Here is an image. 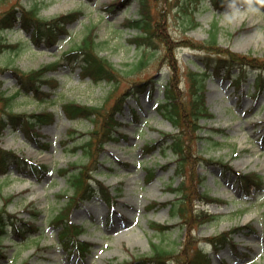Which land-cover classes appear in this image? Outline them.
Listing matches in <instances>:
<instances>
[{
	"label": "rangeland",
	"instance_id": "374dc122",
	"mask_svg": "<svg viewBox=\"0 0 264 264\" xmlns=\"http://www.w3.org/2000/svg\"><path fill=\"white\" fill-rule=\"evenodd\" d=\"M113 1L0 0V15L12 6L28 8L36 5L39 17L45 19L77 9L84 11L77 21L68 24L65 28L68 32L61 33L57 42L51 45L30 42L29 32L19 26L2 30L8 42L22 44L18 51L0 53V89L6 94L15 93L18 86L14 68L29 70L58 59L64 51L76 46L90 28L94 29L101 44L100 54L122 73L115 85L108 81L94 82L88 77L84 79L78 70L72 71L64 66L50 73L60 81L51 98L39 101L24 92L16 96L12 103L15 112L54 111L53 121L39 127L40 137L37 140L40 145L46 143V146L38 147L36 143L27 141L21 131L13 133L8 129L0 136V145L48 163L52 170L42 181L27 174H18L15 168L8 177H0V208L13 195L7 210L18 218H30L40 227L37 234H26L27 239L14 233L0 237L3 255L0 264L27 261L29 264H118L130 261L133 256L151 253L152 242L177 249V253L182 255L180 264H184V251L201 238L233 228L240 229L234 235L236 246L229 245L218 253L211 252L212 264H264V195L244 201L230 172L224 171L218 164L207 165L201 160L202 157L229 160L236 169L264 174V127L261 123L264 119V89L256 91L253 77L231 81L228 73H221L205 79V104L213 116L201 119V134L207 136L212 132L213 135L212 140H197V135L190 129L192 121L183 115L190 107L189 71L198 69L194 62L197 55L189 47L176 48L188 39L208 40L215 22L218 47L264 57V3L262 0H227L221 8H217L211 0H146L153 26L157 20L161 21L173 45L176 43L172 47L176 54L173 61L165 41L156 37L154 45L135 46L132 37L136 31L127 29L123 24L125 18L139 17L140 0L120 1L122 9L107 6ZM191 14L198 23L185 31ZM144 54L145 66L132 71L140 55ZM170 75L175 79L179 100L184 106L181 110L183 138L191 147L184 165L186 175L191 173L186 186L192 190V197L207 192L220 200L200 205L222 216L214 223L199 226L198 221L190 222L189 218L182 222L177 214L171 215L168 205L152 206L155 201L161 204L172 201L174 194L170 187L185 179L175 175L174 168L180 161L170 150L156 149L145 153L146 145L160 141L166 133L178 131L156 107V98H163V84ZM151 79L155 87L152 89V83H149L136 98L129 96L122 110L116 114L122 123L120 132L125 135L100 151L96 144L93 145L94 154L90 159V165L96 170L93 175L118 195V202L114 211L110 212L107 204L95 197L79 203L70 212L69 219L74 223H83L85 230L81 237L94 243L93 250L85 259L78 261L76 254H69L58 243L57 229L52 224L61 210L69 208L65 205L66 196L73 193L68 175L60 174L58 169L66 168L72 162L86 164L88 156L83 148L71 152L73 144L70 138L77 137L83 144L91 135L94 121L87 118L71 120L64 114L61 105L75 100L106 109L116 96L136 81L148 82ZM48 88L45 84L44 89ZM2 104L0 99V107ZM134 112L137 118H134ZM216 129H224V134L213 132ZM214 140L221 144L214 145ZM151 171H156V176L148 183ZM151 221L175 226L164 235L157 234L150 227ZM247 226L253 227L254 231Z\"/></svg>",
	"mask_w": 264,
	"mask_h": 264
},
{
	"label": "trees",
	"instance_id": "16d2710c",
	"mask_svg": "<svg viewBox=\"0 0 264 264\" xmlns=\"http://www.w3.org/2000/svg\"><path fill=\"white\" fill-rule=\"evenodd\" d=\"M224 0H218V2H223ZM20 10V9H18ZM15 7L11 8L9 11H4V15H0L2 18L0 19V28L3 29L5 26H12L18 19L24 23V28L29 30L32 29V39L33 41L40 42V40H53L57 34V27H61V23H67L73 20V18L78 14L77 12L72 13L71 15H61L57 18L53 19H45L39 17L37 14V6L28 9H22L21 17L17 16V11ZM142 17V18H141ZM141 17L132 21V25L137 26L142 31V36H140V42L147 40L150 38V29L155 28L156 35L165 41L168 45L169 49L173 47V41L171 37L168 35L167 31H165L164 24L161 21H158L155 26H153L152 21L148 20L146 14L142 12ZM26 22V23H25ZM2 24V25H1ZM197 24L194 17H190L186 25L188 27L194 26ZM216 23L214 24L210 39L203 41L201 43L193 44L198 46V48H211L213 45L217 44V29ZM57 37V36H56ZM13 44L7 43L0 33V52L3 53L5 48L12 47ZM228 55L232 57V59L240 58V60H244L245 57L239 56L229 50H223ZM80 56L85 61L84 71L86 74L92 76V78L98 79H106V80H114L117 79L120 75L119 70L112 64L104 56H101L98 51V42L94 40L92 34V28L88 30L84 37V41L80 47L77 49H72L70 52H67L64 55V60L70 61L77 60ZM173 58V53H171ZM146 64L145 58L141 57L140 60L135 65L134 70L140 66H144ZM58 62H53L48 66H45L41 69L24 71L18 68H14L13 72L17 76V82L19 84L18 91H15L13 94H6L5 90L0 89V99L3 100V104L0 107V132H3V129L7 126H11L16 129L21 127L25 132L27 137L31 140H34L37 133V125L43 124L46 122H50L53 119L52 111H40V112H32V113H19L15 112L12 108V103L15 100L16 96L23 91L24 93L34 94V98L39 101H45L49 98L50 94L43 92L40 87L44 84L48 79L42 78L44 73L53 68H57ZM198 72H192L190 74L191 78V91L192 98L191 104L186 114L184 116H188V119L191 122L190 129L192 128L193 132L199 129V120L202 117H209L210 113L208 108L205 106V99L203 90H201L200 82H203V76ZM2 83V82H0ZM165 96L166 103L163 104V108L165 109L166 116L174 123L179 125L181 122V110L184 109V106L180 103L178 90L176 89L175 79L171 76L165 85ZM124 95L121 96L120 100L124 99ZM63 109L67 116L71 119H76L80 117L89 118L91 116H95V128L91 131V135H89L88 139L85 141L86 143L82 145H75L72 150H76L80 146L85 147V153L92 157L94 154L93 145H97V150H101L104 143L108 140L112 139L115 135L116 129L118 128V122L112 118V112L110 110H106V113H101L100 107L90 106L81 104L77 101H67L63 103ZM100 109V110H99ZM2 110V111H1ZM102 118V119H101ZM184 133L180 131L176 135H172L171 147L172 150L179 156L181 160L182 166L187 161L188 151L191 149L190 144L183 139ZM211 138V137H208ZM96 141V143H94ZM16 157L14 153L10 151H2L0 154V159H3L5 162L3 164L6 166L8 162L12 161V158ZM69 169L65 168L62 171H69L70 168L77 169V171L72 173V182L76 189L75 193H79L81 198L79 200H83V198H90L95 194L101 193L109 202H111V197L108 195L104 186L98 182V185L90 183L87 180V171L88 167L85 165H80L78 167L77 164L70 165ZM180 166L177 170L178 174L183 172V167ZM48 166L43 165L40 172H47ZM185 173V171H184ZM183 173V174H184ZM191 174L188 176L190 178ZM249 190L250 181L255 183L257 186L263 182L262 176L259 174H244L239 176ZM89 179V178H88ZM87 180V181H86ZM186 182L183 181V185L177 188V192L181 194V197H177L174 203L173 213H178L182 220L185 221L189 218V221H198L199 223H207L213 220H217V216H214L211 213L206 211H201L197 214L192 210L193 207L190 206L192 204L193 194L192 190H188L190 187L186 186ZM185 185V186H184ZM200 198V197H199ZM206 199V201H213L214 198H211L205 194V197H201ZM5 199V198H4ZM11 201V197L5 200V204L0 209V236L7 233L8 226H18V222L16 221V216L10 215L7 212L6 206ZM64 216V213H62ZM60 217L62 224V230L60 235V242H62L67 249L71 248L72 251L76 252L80 258L84 256L88 251L92 250L91 243L82 241L77 237L84 229L81 225H71L67 221H64L63 217ZM14 217V220H12ZM58 217V216H57ZM56 217V218H57ZM28 226L31 229H36L33 222L27 220ZM158 232L164 233L170 227L168 225H161L158 223L151 224ZM7 227V228H6ZM71 231L74 233V236H70ZM71 238V241H70ZM231 237L228 233H223L218 236L207 237V241L213 245V248L216 250L220 248L226 241H228ZM152 245V253L148 254V256H143L140 258L135 257L134 261L129 262L127 264H171V262H175L176 264H180V256L181 253H177V250L173 248H169L161 243H151ZM208 248L206 245H201L198 241L197 244L188 248V250L184 251L185 262L184 264H211V258L207 252ZM24 264H29L28 261Z\"/></svg>",
	"mask_w": 264,
	"mask_h": 264
}]
</instances>
